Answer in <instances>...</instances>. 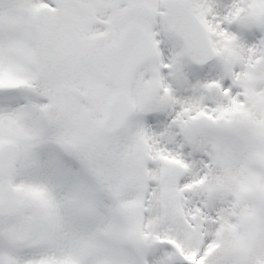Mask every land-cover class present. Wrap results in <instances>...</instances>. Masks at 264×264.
Instances as JSON below:
<instances>
[{
	"label": "clouds",
	"instance_id": "9594fccd",
	"mask_svg": "<svg viewBox=\"0 0 264 264\" xmlns=\"http://www.w3.org/2000/svg\"><path fill=\"white\" fill-rule=\"evenodd\" d=\"M129 18L158 33L162 55L106 81L111 115L89 146L106 182L54 143L41 148L40 168L22 171L63 186L65 164L79 168L82 202L65 223L70 240L83 234L80 264H182L175 249L164 254L177 235L186 251L216 242L205 264H255L264 256V0H145L120 20ZM233 99L242 111L221 118ZM90 104L76 96L61 118ZM22 211L0 220L23 225Z\"/></svg>",
	"mask_w": 264,
	"mask_h": 264
},
{
	"label": "snow or ice",
	"instance_id": "6c2138e0",
	"mask_svg": "<svg viewBox=\"0 0 264 264\" xmlns=\"http://www.w3.org/2000/svg\"><path fill=\"white\" fill-rule=\"evenodd\" d=\"M144 2L0 0V215L23 210V225L17 219L0 220V240H7L0 245V264H80L74 249L83 234L73 232L70 240L65 223L66 211L82 202L75 183L79 168L65 164L63 186L22 169L40 168L41 148L54 143L106 182L89 147L95 128L111 115L106 81H119L147 54L162 55L157 32L148 27L140 32L134 18L120 20ZM207 2L211 8L213 0ZM76 96H87L91 104L62 119ZM232 105L220 111L221 118L242 111L236 100ZM88 209L96 210L91 204ZM250 222L251 214H241V223ZM253 237L249 231L244 238L250 242ZM166 240L170 247L164 254L171 256L175 249L182 264H205L217 247L213 241L203 252L199 247L186 251L178 235ZM156 264L167 261L160 258ZM255 264H264V256H257Z\"/></svg>",
	"mask_w": 264,
	"mask_h": 264
},
{
	"label": "rangeland",
	"instance_id": "374dc122",
	"mask_svg": "<svg viewBox=\"0 0 264 264\" xmlns=\"http://www.w3.org/2000/svg\"><path fill=\"white\" fill-rule=\"evenodd\" d=\"M165 51H167V49H165Z\"/></svg>",
	"mask_w": 264,
	"mask_h": 264
}]
</instances>
